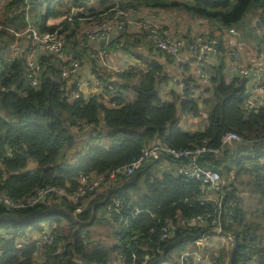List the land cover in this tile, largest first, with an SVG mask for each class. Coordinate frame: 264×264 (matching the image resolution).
I'll return each instance as SVG.
<instances>
[{
	"label": "trees",
	"instance_id": "1",
	"mask_svg": "<svg viewBox=\"0 0 264 264\" xmlns=\"http://www.w3.org/2000/svg\"><path fill=\"white\" fill-rule=\"evenodd\" d=\"M46 1L50 6L63 5V0ZM6 7L15 13L3 20L5 24L25 28L24 0H11ZM113 7L89 11L86 18L97 23L109 21ZM131 7L181 9L190 16L231 27L241 23L249 9L263 8L264 0H127L122 4L124 10ZM51 12L49 8L37 29L47 31L56 26L47 24ZM81 15L62 21L66 51L79 59L82 41L76 34L80 23L88 22ZM123 35L118 32L110 41L115 46L123 43ZM40 61L43 69L38 87L27 80L24 57L7 64L1 74L0 193L16 198L46 186L73 191L82 175L94 173L105 174V180L97 191H89L77 202L58 196L33 207L0 205V264H111L116 254L124 256L125 264L170 260L174 242L180 249L212 228L210 223L185 221L215 214L216 202L206 198L199 181L176 169L162 178L153 173V166L161 162L180 164L169 155L149 159L132 175L118 174L114 179L111 173L138 159L153 143L175 149L202 144L220 149L228 131L240 134L242 142L222 147L218 155L207 153L206 160L227 179L218 196L224 205L221 225L229 233L225 236L232 239L229 246L221 240H208L211 249L206 246L204 252L211 264H264V106L246 107V79H228L224 63H220L207 69L210 83L198 97L192 96V90L199 85L190 77L184 95L173 91L172 99L167 100L158 89L164 76L160 63L121 72L119 81L99 68L95 72L106 87L114 84L124 90L105 104L96 95L76 97L77 88L62 89L63 66L57 58L42 56ZM129 91L132 98L127 96ZM200 102L206 113L205 127L182 130L181 115L202 112ZM246 194L260 201L255 213L245 206ZM136 208L141 211L133 216ZM99 224L105 226L97 235L110 236L112 241L95 237ZM168 224L175 227L173 235L161 239ZM45 226L50 229V242L40 234L31 237L42 233ZM22 235L29 240L18 247L17 238ZM217 251L221 254L216 255Z\"/></svg>",
	"mask_w": 264,
	"mask_h": 264
},
{
	"label": "built area",
	"instance_id": "2",
	"mask_svg": "<svg viewBox=\"0 0 264 264\" xmlns=\"http://www.w3.org/2000/svg\"><path fill=\"white\" fill-rule=\"evenodd\" d=\"M37 1L38 0H24L25 9L27 11L26 19L27 14L30 19L32 14L30 7L32 5L36 6ZM81 1L82 0H63L66 13L60 22L53 24L56 25L53 29L47 31H41L35 28L28 22V20L27 26L23 29H16L5 23H0L1 34L3 32L6 33L4 36L0 35V88L1 74L5 71L7 64L21 57H24L26 61L27 80L33 87H38L40 85L43 69L40 58L42 56H53L57 58L63 66L62 78L64 83L62 89H70V87L77 89L89 87L101 100H104V95L105 97L107 96L109 103L111 96L113 97L117 92L124 93L123 89L114 84L106 87L95 71L92 70L93 72L86 74L84 72L85 67L82 60L75 58L72 54L66 51L67 35L66 32L63 31L62 21L66 19L73 20V18L79 14L84 13L83 5H80ZM91 1L92 0H86L85 2ZM113 1L114 7L110 11H112L114 15L111 20L97 23L92 21V18H88L86 26L78 30V37H80L84 43H90L91 41H97L99 39H112L118 32H126L128 30V24L134 19L137 21V25L143 34L144 40L170 58H179L183 50L188 47L194 58L201 60L206 56H220L222 54L220 49L221 35L222 33L227 32L238 38V43L234 48L224 54L228 59L227 72L244 79L252 76L255 77L256 82L253 88V94L250 95V92L247 96L245 99V105L248 108L256 109L264 106V30L260 34L261 43L259 48H257L258 50L250 53L248 57H245L244 55L242 56L240 50L243 45V36L236 25L225 27L217 23L221 30L216 34L199 32L192 35L194 37L192 42H187V39L183 34H176L165 26L162 19L158 18L157 9H154V12L150 17H140L139 15L136 19L134 14L137 9L132 7L126 10L122 9V4L127 0ZM260 9V20L264 29V7H261ZM82 36L85 39H83ZM88 49L89 48L87 47L85 48V55L87 54L86 50ZM122 50L123 43H120L109 51H99L97 57L101 60H107L110 57L120 55ZM194 74L199 87L192 90V96L198 97L201 93L202 87L209 85L211 76L201 65L194 69ZM117 80L119 81L120 79ZM185 90L186 84L182 83L179 90L182 96L184 95ZM76 97H79L78 93L76 94ZM111 105H113V103H111ZM204 116L206 117L205 112H200L197 115L193 113H183L180 119L190 118L199 120ZM76 130H78V128H76ZM242 140V137L237 132L228 131L223 135L221 143L222 147H224L226 145L238 144L242 142ZM222 147L220 149L210 148L207 145L202 144L191 148L175 149L165 144L153 143L143 149L142 155L138 159L128 165L117 168L111 173V177L115 179L118 174L132 175L149 159H158L164 155L173 157L175 161L180 162V164H177V172L190 179L199 181L202 184V191L205 193L206 198L214 200L217 206L215 214L209 216L197 215L186 219L185 223L197 225L210 223L212 226L209 230L211 231L210 236L214 239L223 241L229 246V239L232 238L231 236L226 237L224 234L225 230L221 225V214L224 205L221 196H218V193L225 185L226 180L213 166L204 164V161H207V153L218 155L222 152ZM104 180L105 174L94 173L82 175L79 186L73 191L61 186H46L37 189L33 193H25L16 198L1 192L0 205L15 209L33 207L51 201L50 199L58 196L65 197L72 202H77L89 191H97ZM210 192L212 193L210 194ZM116 203L119 205L120 201H116ZM231 205L235 206L237 203H232ZM140 211L139 208H136L132 215L136 216ZM125 222L127 223L128 219H126ZM168 223L174 222L170 221ZM173 229H175L173 224L165 226L161 239L171 237L173 235ZM39 234L44 241H51L49 233H34L31 237L36 238ZM28 240L29 236L26 235L18 237L17 246L21 247L23 243ZM220 254L221 253L218 255ZM178 259L179 261L177 264H209L208 259L205 256L193 252V249L188 248H180V256H178ZM124 261L125 258L122 254H116V258L111 264H125ZM167 262L169 261L162 260L158 264H166Z\"/></svg>",
	"mask_w": 264,
	"mask_h": 264
},
{
	"label": "crops",
	"instance_id": "3",
	"mask_svg": "<svg viewBox=\"0 0 264 264\" xmlns=\"http://www.w3.org/2000/svg\"><path fill=\"white\" fill-rule=\"evenodd\" d=\"M10 1L11 0H0V6L2 3L7 5ZM85 1L86 0H82L80 3V5H86L83 6L84 13L81 15L84 16L83 20L90 18H86L89 11L91 12L103 10L105 7H111L112 5H114L113 0H92L91 2ZM56 7L57 8L54 11L52 10L53 15H51V17L48 19V25H53L60 22L64 14L66 13L64 5L60 6L59 4H56ZM154 9H157L158 18L162 19L165 26L171 29L176 34H183V36L187 39V42H192L194 38L192 35L196 33L208 32V34H216L221 30L217 23H213L212 21L206 18L190 16L187 12L181 9L179 10L140 7L136 10L134 17L136 19L139 17V15L140 17H150L154 12ZM62 10H65V13H63ZM254 10L255 13L253 14H255V18L250 19V16L253 14L249 16V14L251 13L249 12L243 22H241L239 25H236V27H238L243 36V45L240 50L242 52V56L244 55L245 57H248L250 53L258 50L257 48H259V45L261 43L260 34L264 30L260 20L261 9L254 8ZM4 11L5 12L3 13V15H5V18H3V20L14 16L13 14L15 13V10L11 11L6 7L4 8ZM87 23L88 22L82 21L79 25V29L84 28ZM76 35L78 36V33ZM120 38L121 41L124 43L123 50L121 51L120 55L110 57L107 60H101L97 57L98 52L101 50L109 51L115 47L116 43L112 44V41H110L111 39H99L97 41H91L90 43H84L81 38L78 37V39L82 41V43H80L79 49L82 54V57L80 59L82 60L85 67L84 72L86 74H90L91 72L96 71L97 69L99 70V68H101L102 71L112 73L114 79L116 80L118 77H120L118 74L121 72H135L136 69L139 70V68L145 69L146 67H148V64L152 62L160 63L164 69V76H162V78L158 81V89L162 97L167 100L172 99L171 93L173 91H175L176 93L179 92L180 85L182 83H185L183 79H186L187 84L188 82L190 83V77H193L196 80L194 69L199 65H201L202 68L207 70L212 66L224 63L225 74L228 79H232L234 77V75L227 72L228 59L224 54L234 48V46L238 43V38L236 36L230 35L227 32L222 33L221 35L220 49L222 54L220 56H206L204 59L201 60L194 58L188 47L183 50L179 58H170L165 53L157 50L152 45H150V43L144 40L143 34L141 33L139 26L137 25V21H135L134 19H132L130 24H128V30L124 32V35ZM86 47L89 49L86 50L87 54L85 55L84 50ZM77 51L79 52L78 47ZM246 81L247 90L249 93L251 92L250 95H252L256 79L252 76L247 78ZM130 92L132 91H129L128 94ZM78 94L83 96L85 99H88L92 95H97L89 87H83L81 89H78ZM102 101L105 104H109L108 97H105V95L104 100L102 99ZM206 123L207 119L205 116L199 120L190 118L180 119V127L182 128V130L186 131H195L202 129V127H204ZM171 164L172 165L168 166V168H177V164L175 162H171ZM204 164H208V160L204 161ZM185 248L193 249V245L188 244L187 246H185ZM173 255V259L168 260L169 262H167L166 264L178 263V256H180V250H174Z\"/></svg>",
	"mask_w": 264,
	"mask_h": 264
},
{
	"label": "rangeland",
	"instance_id": "4",
	"mask_svg": "<svg viewBox=\"0 0 264 264\" xmlns=\"http://www.w3.org/2000/svg\"><path fill=\"white\" fill-rule=\"evenodd\" d=\"M4 8H6V4H1V6H0V11H1V15H0V23H6L7 21H3V18H5V15H3V13L5 12L4 11ZM49 8L51 9V11L53 10H55L57 7H56V4L54 3V4H52L51 6H50V4L46 1V0H38L37 1V3H36V8H35V11H34V14H31V16H30V19H29V17H28V14H27V20H28V22L32 25V26H34L35 28H37L38 27V25H39V22L40 21H42L43 20V17L45 16V15H47V13H48V11H49ZM249 12H251L250 14H249ZM253 13H255V10L254 9H249L248 11H247V13L245 14V17L249 14V16L251 15V14H253ZM51 15H53V13L51 12ZM245 17H244V19H245ZM256 16H255V14H253V15H251L250 16V19L251 18H255ZM243 22V21H242ZM240 24V23H239ZM239 24H237V25H239ZM6 33H2L1 34V32H0V35H2V36H4ZM127 96H129V98H132V92H130ZM173 164V163H172ZM172 164H170V163H168V162H161L159 165H155V166H153V173H155L159 178H162L163 177V175L167 172V171H171V170H174V169H172L171 167H169L168 168V166H171ZM165 166V167H162V166ZM159 166V167H158ZM174 171H172V173H173ZM174 174H176V173H174ZM224 176V175H223ZM224 178H225V180L227 181V179H226V177L224 176ZM143 193V192H142ZM245 198V200H244V202H245V206H247V208L248 209H250L251 210V212L252 213H255L256 212V210H257V208L259 207V199L258 198H256V197H251L250 195H248V194H246V196L244 197ZM92 220H90V222H91ZM103 226H105L104 224H99V226L97 227V228H95L96 230H95V237L97 238V239H102L104 242H109V241H112L113 240V238L112 237H101V236H99V235H97L98 234V232H99V230L98 229H100V228H102ZM210 229H207L206 231H204V234L201 236V237H198V238H196V239H194V240H191V242H189V243H187V244H185V246H187L188 244H192L193 245V252H197V253H200V254H202L203 256H205L207 259H208V262H209V264H211V262H210V259H209V256H208V254H206L205 252H204V247H206L207 246V249L206 250H209L210 251V249H211V247L210 246H208L209 245V243H208V240H210V241H213V240H216V241H219V240H217V239H214L213 237H211L210 236V233H211V231H209ZM43 232L44 233H49L50 232V229L47 227V226H45L44 227V229H43ZM225 235H227L226 234V232L224 233ZM228 235H229V233H228ZM185 241V240H184ZM186 242H188V240H186ZM174 245H175V242L173 243V245L172 246H170L171 248H173V250L171 251V253H170V256H171V258L170 259H173V257H174V255H173V251L174 250H180V249H178L179 248V246L178 247H174ZM185 246H183L182 248L184 249L185 248ZM220 252L219 251H217L216 252V255L217 254H219ZM114 259V258H113ZM175 259V258H174ZM115 260V259H114Z\"/></svg>",
	"mask_w": 264,
	"mask_h": 264
},
{
	"label": "water",
	"instance_id": "5",
	"mask_svg": "<svg viewBox=\"0 0 264 264\" xmlns=\"http://www.w3.org/2000/svg\"><path fill=\"white\" fill-rule=\"evenodd\" d=\"M34 8H35V6L32 5V6L30 7V11H32ZM183 81L186 83V79H183ZM249 94H250L249 92L246 93L247 96H248ZM199 104H200V107L203 108V103L200 102ZM203 112H205V109H204V108H203ZM175 245H177V244H175ZM174 247H175V246H174ZM172 249H173V248H172Z\"/></svg>",
	"mask_w": 264,
	"mask_h": 264
},
{
	"label": "clouds",
	"instance_id": "6",
	"mask_svg": "<svg viewBox=\"0 0 264 264\" xmlns=\"http://www.w3.org/2000/svg\"><path fill=\"white\" fill-rule=\"evenodd\" d=\"M36 7V6H35Z\"/></svg>",
	"mask_w": 264,
	"mask_h": 264
}]
</instances>
